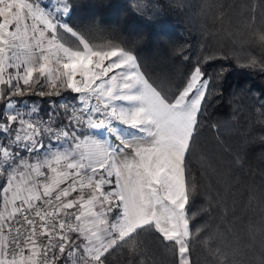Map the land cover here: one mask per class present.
Here are the masks:
<instances>
[{
  "label": "snow or ice",
  "instance_id": "snow-or-ice-1",
  "mask_svg": "<svg viewBox=\"0 0 264 264\" xmlns=\"http://www.w3.org/2000/svg\"><path fill=\"white\" fill-rule=\"evenodd\" d=\"M101 6L79 25L69 23L77 0H0V264H108L124 249L128 264H147L145 234L174 264H193V241L211 250L194 227L188 158L215 56L179 81L158 75L135 42L113 38ZM131 13L150 24L161 15L140 0ZM256 37L264 45V30ZM243 66L264 72V59ZM31 96L49 98L43 115ZM257 111L264 123V103Z\"/></svg>",
  "mask_w": 264,
  "mask_h": 264
},
{
  "label": "trees",
  "instance_id": "trees-1",
  "mask_svg": "<svg viewBox=\"0 0 264 264\" xmlns=\"http://www.w3.org/2000/svg\"><path fill=\"white\" fill-rule=\"evenodd\" d=\"M94 2L102 5L94 11L109 32L115 30L113 38L135 42L158 75L179 81L198 57L215 56L204 66L212 83L188 158L198 188L194 227H203V235L211 237V250L193 241L192 261L219 264L211 254L218 247L228 254L230 264H261L264 123L257 109L264 103V72L243 65L251 55L264 59V45L256 37L264 30V0H140L161 12L151 24L131 13L133 0H77L69 23H89ZM23 99L41 106L42 115L48 109V97ZM142 240L147 264H174L171 251L156 236L145 234ZM108 264H128L127 250L113 252Z\"/></svg>",
  "mask_w": 264,
  "mask_h": 264
},
{
  "label": "rangeland",
  "instance_id": "rangeland-1",
  "mask_svg": "<svg viewBox=\"0 0 264 264\" xmlns=\"http://www.w3.org/2000/svg\"><path fill=\"white\" fill-rule=\"evenodd\" d=\"M30 103V102H29ZM31 104V103H30Z\"/></svg>",
  "mask_w": 264,
  "mask_h": 264
}]
</instances>
